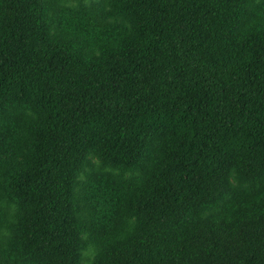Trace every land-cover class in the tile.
I'll list each match as a JSON object with an SVG mask.
<instances>
[{
	"label": "trees",
	"instance_id": "obj_1",
	"mask_svg": "<svg viewBox=\"0 0 264 264\" xmlns=\"http://www.w3.org/2000/svg\"><path fill=\"white\" fill-rule=\"evenodd\" d=\"M264 264V0H0V264Z\"/></svg>",
	"mask_w": 264,
	"mask_h": 264
},
{
	"label": "rangeland",
	"instance_id": "obj_2",
	"mask_svg": "<svg viewBox=\"0 0 264 264\" xmlns=\"http://www.w3.org/2000/svg\"><path fill=\"white\" fill-rule=\"evenodd\" d=\"M84 264H91V259H92V253L91 252H87L84 255Z\"/></svg>",
	"mask_w": 264,
	"mask_h": 264
}]
</instances>
